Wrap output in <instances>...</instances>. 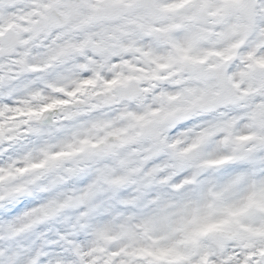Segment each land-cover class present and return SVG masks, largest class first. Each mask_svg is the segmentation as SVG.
<instances>
[{
	"label": "snow or ice",
	"instance_id": "6c2138e0",
	"mask_svg": "<svg viewBox=\"0 0 264 264\" xmlns=\"http://www.w3.org/2000/svg\"><path fill=\"white\" fill-rule=\"evenodd\" d=\"M0 264H264V0H0Z\"/></svg>",
	"mask_w": 264,
	"mask_h": 264
}]
</instances>
